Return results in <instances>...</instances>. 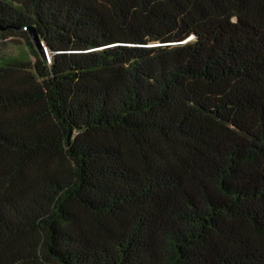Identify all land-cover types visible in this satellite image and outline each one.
<instances>
[{
  "label": "trees",
  "instance_id": "1",
  "mask_svg": "<svg viewBox=\"0 0 264 264\" xmlns=\"http://www.w3.org/2000/svg\"><path fill=\"white\" fill-rule=\"evenodd\" d=\"M0 264H264V0H0Z\"/></svg>",
  "mask_w": 264,
  "mask_h": 264
},
{
  "label": "rangeland",
  "instance_id": "2",
  "mask_svg": "<svg viewBox=\"0 0 264 264\" xmlns=\"http://www.w3.org/2000/svg\"><path fill=\"white\" fill-rule=\"evenodd\" d=\"M28 40L25 36L17 33L0 32V61L4 59H30L31 49L28 46L29 42L33 50L37 51L32 41L27 34ZM43 55L48 62L50 60L49 53L46 48H43Z\"/></svg>",
  "mask_w": 264,
  "mask_h": 264
},
{
  "label": "water",
  "instance_id": "3",
  "mask_svg": "<svg viewBox=\"0 0 264 264\" xmlns=\"http://www.w3.org/2000/svg\"><path fill=\"white\" fill-rule=\"evenodd\" d=\"M4 28L0 27V30H3ZM28 35L32 41V44L34 45V47L36 48L37 52H42L44 45L42 44V42L40 41L36 31L33 28H29L28 29Z\"/></svg>",
  "mask_w": 264,
  "mask_h": 264
}]
</instances>
